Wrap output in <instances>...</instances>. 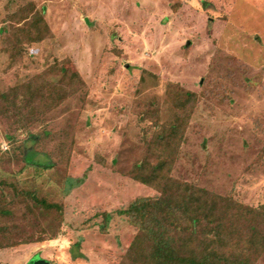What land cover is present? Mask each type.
<instances>
[{
    "label": "rangeland",
    "instance_id": "rangeland-1",
    "mask_svg": "<svg viewBox=\"0 0 264 264\" xmlns=\"http://www.w3.org/2000/svg\"><path fill=\"white\" fill-rule=\"evenodd\" d=\"M28 2L50 31L14 51ZM168 175L264 203V0H0V180L64 203L0 184V264H118L136 229L101 213Z\"/></svg>",
    "mask_w": 264,
    "mask_h": 264
},
{
    "label": "trees",
    "instance_id": "trees-1",
    "mask_svg": "<svg viewBox=\"0 0 264 264\" xmlns=\"http://www.w3.org/2000/svg\"><path fill=\"white\" fill-rule=\"evenodd\" d=\"M7 21L14 51L23 43L42 41L50 31L32 2L12 12ZM73 75L74 80L77 75ZM141 179L149 182L146 176ZM0 184L11 186L16 196L29 198L47 221L56 226L62 223V201L5 179ZM12 202L13 198L2 202L0 197V212H10ZM28 209H33L30 204ZM101 214L103 226L120 216L136 229L118 264H255L264 252V203L252 206L232 194H218L172 175L167 176L158 194L137 196L125 206ZM44 239L40 236L35 241ZM10 245L13 243L7 244L0 237V249Z\"/></svg>",
    "mask_w": 264,
    "mask_h": 264
}]
</instances>
